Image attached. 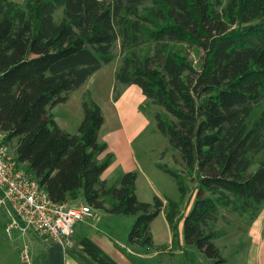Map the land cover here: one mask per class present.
Here are the masks:
<instances>
[{
	"label": "trees",
	"instance_id": "obj_1",
	"mask_svg": "<svg viewBox=\"0 0 264 264\" xmlns=\"http://www.w3.org/2000/svg\"><path fill=\"white\" fill-rule=\"evenodd\" d=\"M119 39L125 54L114 99L119 84L138 83L161 108L157 129L181 166H157L176 182L179 200H141L137 171L106 187L101 176L114 155L99 159L108 144L99 141L105 116L94 99L83 100L76 133L52 112L115 60ZM145 41L154 50L142 56ZM173 43L200 49L199 68ZM263 99L264 0H0V128L7 141L17 138L18 160L52 200L83 196L95 209L135 217L128 234L134 245L154 246L151 225L164 212L173 243L182 222L188 245L227 264L210 226L224 208L254 220L264 202ZM186 196L192 204L183 212Z\"/></svg>",
	"mask_w": 264,
	"mask_h": 264
},
{
	"label": "rangeland",
	"instance_id": "obj_2",
	"mask_svg": "<svg viewBox=\"0 0 264 264\" xmlns=\"http://www.w3.org/2000/svg\"><path fill=\"white\" fill-rule=\"evenodd\" d=\"M14 1L22 6L26 4V0ZM173 48L186 56L196 68H199L202 53L200 49L185 43H173ZM153 50V42L145 41L138 46V51L142 56L152 53ZM114 53L116 54L114 61L104 65L83 86L73 91L66 102L54 107L52 112L55 120L62 128H66L68 131L75 130L78 126L77 120L79 116H84L82 102L85 98L94 99L103 108L104 115L108 120L107 128L110 129L109 131L117 125L119 118L114 116L111 100L115 85V73L125 54V51L123 52L121 50L120 39L115 45ZM118 88L122 89V85L119 84ZM263 107L264 99L258 105L257 111L260 112ZM141 108L149 119V125L144 132L138 134L131 144L135 148L137 156H139L141 161L140 165L138 167L136 166V171L138 174L140 173L137 185L140 199L152 202L154 195H158L162 198L170 197L174 200H179L181 195L176 182L167 172L157 166L158 163L165 164L173 169H179L181 166L179 153L176 150L168 148L169 143L167 138L157 129L154 114L161 110V108L153 104L147 97L141 103ZM78 128L75 132H70L76 133ZM13 140L16 142L17 138ZM14 143L11 142L13 150H15ZM163 151H165V154L161 158ZM256 158L258 161L260 155H257ZM257 166L258 164H255L253 168ZM192 198L186 196L183 200V212L189 210L192 204ZM106 213L93 208V216H95L99 227L103 230L115 231L118 240L128 245V234L133 226L135 217ZM250 215H242L230 208H224L221 210L219 220L210 226V230L216 233L215 243L221 249L223 257L227 259V264H244V261H247L251 245L253 246L254 243L259 245L262 242V235L264 236V202L259 205L257 217L254 220L250 219ZM92 217H89V219H92ZM77 223L75 226H77ZM153 229L158 243L167 234H170V228L163 214L156 218L153 223ZM181 230L182 222L179 226L180 235L177 242L173 243L172 247L168 245L163 246L161 251L164 254L158 257L150 258L151 254L147 253L146 247L141 248L130 244V250L132 252H127V255L131 260H136L139 264H213L212 260L208 259L194 245L185 246L187 251L184 253L179 252L183 250L179 248V241L182 239ZM140 255H146L148 258H139Z\"/></svg>",
	"mask_w": 264,
	"mask_h": 264
},
{
	"label": "crops",
	"instance_id": "obj_3",
	"mask_svg": "<svg viewBox=\"0 0 264 264\" xmlns=\"http://www.w3.org/2000/svg\"><path fill=\"white\" fill-rule=\"evenodd\" d=\"M113 95L114 90L111 103L113 104L114 116L119 118L118 123L109 131L110 129L107 128L108 120L104 115L105 122L99 132V141L108 144L107 150L99 156V159H104L108 152L114 155L111 165L101 176V180L105 182L106 187L119 185L124 173L136 171V166L138 167L141 161L131 144L138 134L144 132L149 125V119L141 108V103L144 102L147 96L138 83L122 85L121 95L117 100L114 99ZM82 119L83 115L79 116L78 126ZM75 130H69V132H75ZM13 141L11 142L14 143L15 141ZM14 144L16 148L17 141ZM139 178L140 173L138 174L137 185ZM137 195L140 198L138 186ZM67 202L72 205L86 203L83 196ZM97 210L106 213L103 209ZM162 214L165 216L164 212H161L158 217ZM155 220L151 225L154 246L146 247L147 253L151 254L150 258L164 254L161 251L163 246L172 247L173 245L171 229L170 234H167L158 243L153 229ZM181 235L179 248L183 250L179 252L184 253L187 251L185 246H188V244L184 241L182 230ZM262 243L264 244L263 235L261 244L254 243L249 248L247 261H244V264H264V245ZM129 244L134 245L130 242ZM129 244L125 245L120 242L115 231L101 229L95 216L92 219L79 221L74 228V233L61 243L55 239L40 237L36 233L22 230L14 225L12 211L8 207L0 208V264H27L22 255L24 249H28L30 252L32 264H139L127 255V252H132ZM139 247L144 248L143 246ZM150 250L151 252H149ZM139 258L148 257L140 255Z\"/></svg>",
	"mask_w": 264,
	"mask_h": 264
},
{
	"label": "built area",
	"instance_id": "obj_4",
	"mask_svg": "<svg viewBox=\"0 0 264 264\" xmlns=\"http://www.w3.org/2000/svg\"><path fill=\"white\" fill-rule=\"evenodd\" d=\"M1 207L12 211L14 225L22 230L61 243L74 233L77 222L93 216V207L87 203L72 205L52 200L45 187L18 160L16 148L13 150L7 133L0 128ZM22 255L27 264H32L28 249Z\"/></svg>",
	"mask_w": 264,
	"mask_h": 264
}]
</instances>
